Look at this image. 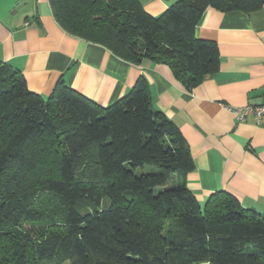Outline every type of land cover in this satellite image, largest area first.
<instances>
[{"label":"trees","instance_id":"obj_1","mask_svg":"<svg viewBox=\"0 0 264 264\" xmlns=\"http://www.w3.org/2000/svg\"><path fill=\"white\" fill-rule=\"evenodd\" d=\"M48 2L65 33L166 64L191 90L220 63L216 43L195 35L204 11L264 0H176L158 16L140 0ZM193 169L143 77L103 107L63 81L44 99L0 61V264H264V214L225 192L200 206Z\"/></svg>","mask_w":264,"mask_h":264},{"label":"crops","instance_id":"obj_2","mask_svg":"<svg viewBox=\"0 0 264 264\" xmlns=\"http://www.w3.org/2000/svg\"><path fill=\"white\" fill-rule=\"evenodd\" d=\"M176 0H140L151 16ZM198 39L215 42L220 63L191 90L162 63L127 62L99 44L65 33L48 0H0V61L19 70L27 88L47 99L59 81L100 106L147 83L152 106L178 127L194 169L186 186L200 206L225 192L264 214V116L238 121L229 109L262 101L264 3L250 13L207 8Z\"/></svg>","mask_w":264,"mask_h":264},{"label":"built area","instance_id":"obj_3","mask_svg":"<svg viewBox=\"0 0 264 264\" xmlns=\"http://www.w3.org/2000/svg\"><path fill=\"white\" fill-rule=\"evenodd\" d=\"M262 101L255 105H246L240 108L229 109L238 121L244 120L248 114H253L257 119L264 116V87L262 88Z\"/></svg>","mask_w":264,"mask_h":264},{"label":"rangeland","instance_id":"obj_4","mask_svg":"<svg viewBox=\"0 0 264 264\" xmlns=\"http://www.w3.org/2000/svg\"><path fill=\"white\" fill-rule=\"evenodd\" d=\"M154 170H155L154 167L146 165L143 168H136L135 169V174H140V173H143V172H151V171H154Z\"/></svg>","mask_w":264,"mask_h":264}]
</instances>
